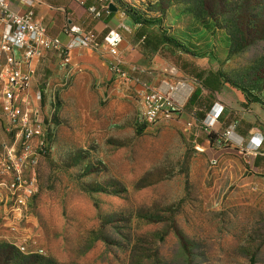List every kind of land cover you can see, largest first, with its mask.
I'll return each mask as SVG.
<instances>
[{
	"label": "rangeland",
	"instance_id": "1",
	"mask_svg": "<svg viewBox=\"0 0 264 264\" xmlns=\"http://www.w3.org/2000/svg\"><path fill=\"white\" fill-rule=\"evenodd\" d=\"M112 1L123 18L146 9L168 34H194L197 66L219 73L221 90L201 89L164 51L159 76L139 79L191 91L147 126L131 85L89 87L59 56L62 77L40 60L31 91L48 141L26 169L36 184L23 208L0 174V264H264V0ZM13 141L0 118V145Z\"/></svg>",
	"mask_w": 264,
	"mask_h": 264
},
{
	"label": "built area",
	"instance_id": "2",
	"mask_svg": "<svg viewBox=\"0 0 264 264\" xmlns=\"http://www.w3.org/2000/svg\"><path fill=\"white\" fill-rule=\"evenodd\" d=\"M17 1L25 8L24 11H13L10 0H0V118L14 135L13 143L0 145V174L8 176L7 187L17 206L15 209L19 210L35 192V178H27L26 169L36 165L48 141L39 105L41 92L31 91L37 64L47 54L55 53L63 64L69 65L71 51H97L103 47L108 56L110 75L120 83L138 87L136 92L140 97L141 119L147 126L171 120L188 94L181 87L189 86L178 83L173 88L164 83L162 89L153 88L134 77L133 74L138 70L136 67H124L119 51L121 36L117 31L110 30L99 40L94 31L74 30L65 23L59 35L52 36L33 12V7L40 5L42 0ZM73 1L85 6L87 0ZM125 1L130 5L129 0ZM108 6L106 0H95L85 10L92 19L97 20L103 13H109ZM219 114L220 106L214 104L204 124L212 127ZM234 127L235 123L231 124L224 136L228 137ZM260 144L261 140L252 143V149L256 150Z\"/></svg>",
	"mask_w": 264,
	"mask_h": 264
},
{
	"label": "crops",
	"instance_id": "3",
	"mask_svg": "<svg viewBox=\"0 0 264 264\" xmlns=\"http://www.w3.org/2000/svg\"><path fill=\"white\" fill-rule=\"evenodd\" d=\"M106 2L109 5L113 4L112 0H106ZM94 3L95 0H87L85 6H80L73 0H42L40 5L33 7V12L42 20V23L47 29V33L52 36L59 35L60 29L65 23L70 25L74 30H92L97 34L99 40H102L110 30L117 31L121 36L119 51L122 55L124 67H136L138 70L133 75L137 79H139L142 74L144 76L153 75L154 78L159 76L157 71L163 66L162 57L157 52L152 54L142 52L139 42L134 40L137 27L133 25L130 18L127 16L123 18L122 10L114 3L113 6L116 8L115 12L109 11L111 14L103 13L99 19H92L86 13L85 8ZM10 7L13 11L25 10L17 0H10ZM120 27L124 30L120 29ZM184 36L187 39L191 38L190 41L192 44L197 45L193 40L196 38L194 34L186 33ZM62 40H64V38H62ZM57 58V54L49 53L42 61L47 68L56 72L57 76H61L66 72H64V68L60 65ZM70 58L71 62L68 66V71L74 73L78 70L79 73L77 76H82L84 78L86 86L90 87L96 85L99 88L105 89L108 82L113 83L116 79L109 73L107 66L108 56L103 47L97 51L75 49L70 52ZM200 59V56H186V60L192 62L196 66L197 61ZM197 67L201 68L199 66ZM176 68L179 70L178 67ZM201 69L205 70L204 68ZM164 83L165 82H163L158 89H162ZM104 84L105 86H103ZM131 87H134L135 90L138 88L133 85H131ZM215 104H217L218 107L222 105L219 103ZM225 112H227V109H225L223 116ZM260 140L259 136L254 137L251 144Z\"/></svg>",
	"mask_w": 264,
	"mask_h": 264
},
{
	"label": "trees",
	"instance_id": "4",
	"mask_svg": "<svg viewBox=\"0 0 264 264\" xmlns=\"http://www.w3.org/2000/svg\"><path fill=\"white\" fill-rule=\"evenodd\" d=\"M108 14L111 13L109 12ZM128 17L133 25L137 27L134 40L139 42L142 52L151 54L157 52L163 57L161 53L165 51L169 58H171L172 64L198 82L201 89L210 93H218L221 90L223 80L219 73L203 70L186 60V56H200L197 54V50H195L197 49L196 46L190 41L191 38L187 39L184 33L180 35L168 34L162 27V16H151L147 14L146 9L142 10V12H131ZM199 93L200 90L196 89L191 97H189L187 100L188 106H192L198 100ZM204 108L206 111H209L210 104ZM199 115L203 117L204 112ZM1 248L4 249V247ZM5 257L6 255L3 256L4 260ZM33 262L31 261L27 264H32ZM17 263L19 264V262Z\"/></svg>",
	"mask_w": 264,
	"mask_h": 264
},
{
	"label": "water",
	"instance_id": "5",
	"mask_svg": "<svg viewBox=\"0 0 264 264\" xmlns=\"http://www.w3.org/2000/svg\"><path fill=\"white\" fill-rule=\"evenodd\" d=\"M108 9H109L110 12H115L116 11V8L113 6V4H110L108 6Z\"/></svg>",
	"mask_w": 264,
	"mask_h": 264
},
{
	"label": "bare ground",
	"instance_id": "6",
	"mask_svg": "<svg viewBox=\"0 0 264 264\" xmlns=\"http://www.w3.org/2000/svg\"><path fill=\"white\" fill-rule=\"evenodd\" d=\"M182 89L186 90V93L191 91V87H181ZM215 124V122L213 123V125Z\"/></svg>",
	"mask_w": 264,
	"mask_h": 264
}]
</instances>
